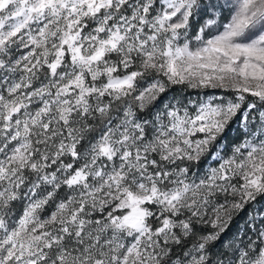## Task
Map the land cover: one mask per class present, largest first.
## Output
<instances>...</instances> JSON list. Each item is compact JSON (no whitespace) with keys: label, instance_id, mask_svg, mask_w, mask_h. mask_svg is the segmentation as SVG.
I'll return each mask as SVG.
<instances>
[{"label":"snow or ice","instance_id":"obj_1","mask_svg":"<svg viewBox=\"0 0 264 264\" xmlns=\"http://www.w3.org/2000/svg\"><path fill=\"white\" fill-rule=\"evenodd\" d=\"M0 264H264V0H0Z\"/></svg>","mask_w":264,"mask_h":264},{"label":"trees","instance_id":"obj_2","mask_svg":"<svg viewBox=\"0 0 264 264\" xmlns=\"http://www.w3.org/2000/svg\"><path fill=\"white\" fill-rule=\"evenodd\" d=\"M181 91H183L185 93V95L191 96L193 98L196 97V90L182 89L181 86H174L173 90L169 92V95L171 96L174 93H180ZM207 91H209L211 94H223L221 90H207ZM232 231H235V225L233 226ZM229 235H231V232L229 233Z\"/></svg>","mask_w":264,"mask_h":264},{"label":"rangeland","instance_id":"obj_3","mask_svg":"<svg viewBox=\"0 0 264 264\" xmlns=\"http://www.w3.org/2000/svg\"><path fill=\"white\" fill-rule=\"evenodd\" d=\"M203 167H204V166H202V170H203ZM232 230H233V229H232Z\"/></svg>","mask_w":264,"mask_h":264}]
</instances>
